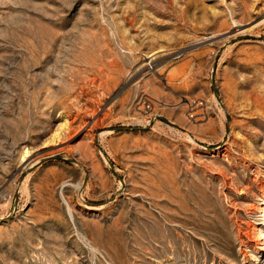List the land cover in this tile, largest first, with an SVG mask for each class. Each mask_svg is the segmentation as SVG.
Segmentation results:
<instances>
[{"label":"rangeland","instance_id":"rangeland-1","mask_svg":"<svg viewBox=\"0 0 264 264\" xmlns=\"http://www.w3.org/2000/svg\"><path fill=\"white\" fill-rule=\"evenodd\" d=\"M0 264H264V0H0Z\"/></svg>","mask_w":264,"mask_h":264},{"label":"bare ground","instance_id":"bare-ground-1","mask_svg":"<svg viewBox=\"0 0 264 264\" xmlns=\"http://www.w3.org/2000/svg\"><path fill=\"white\" fill-rule=\"evenodd\" d=\"M24 157H25V158H26V157H29V153H26V155H25ZM39 163H40V161H39L37 164H39ZM88 208H89V210H94L93 207H88Z\"/></svg>","mask_w":264,"mask_h":264}]
</instances>
